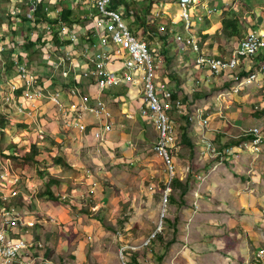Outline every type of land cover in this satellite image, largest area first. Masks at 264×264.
<instances>
[{
  "label": "built area",
  "instance_id": "2783aa9c",
  "mask_svg": "<svg viewBox=\"0 0 264 264\" xmlns=\"http://www.w3.org/2000/svg\"><path fill=\"white\" fill-rule=\"evenodd\" d=\"M109 2L110 0H24L22 3L26 6V16L33 22L29 36L33 40L39 37V43L32 50H39V57L48 72L44 73L45 67L36 72L20 60L19 56L24 52V38L18 34L14 42L11 40L13 47L9 42L8 46L0 48V52L9 47L19 50L12 55L11 61L20 84L10 83L5 75L6 64L1 66L0 89L4 91L3 102L12 111L30 118L38 115L41 105L46 103L53 115L61 120L65 131L78 132L82 137L89 136L96 142L95 151L99 152L107 148V137L116 127L111 106L104 94L118 88L133 89L141 95L139 115L150 118L158 133L152 151L163 160L172 179L174 171L171 150L179 151L180 147L176 144V133L168 114L179 111L181 101L173 99L172 91L161 81L163 58L152 54L144 41L130 33L121 17L122 8L109 10ZM175 2L178 9L172 8ZM40 3L44 4L41 13L55 22L34 21L33 13ZM20 5L10 8L12 28L16 31L19 30L17 24L21 22L17 17L22 13ZM64 5H68L72 12L68 20L61 16ZM197 8L211 14L207 9V0L159 2L153 11L154 19H161L158 30L164 32L166 28L176 26L179 22H182L185 30H189L194 26L189 10ZM192 46L194 68L206 73L204 86L208 90L213 84L223 86L217 96L221 101L224 100V95L237 96L251 84L264 82V27L249 29L234 44L228 55L210 53L207 48H199L195 42ZM82 82L93 85V92H85L80 86ZM226 83L228 86L224 85ZM225 109V106L217 104L215 112L221 125L228 124ZM210 119V114L205 116V110L200 106L192 109L187 116L188 122L199 132L197 140L200 154L207 161H227L231 166H237L242 153L260 152L264 143L262 129L253 127L242 130L238 136L233 137L239 140L238 143L218 147L207 135L218 136L223 132L221 126L210 127ZM38 131L42 133L40 128ZM216 167L217 164H213L208 170L212 171ZM186 170L189 171L188 167ZM85 173L89 180L90 171L86 170ZM205 173L206 171L196 175L201 180L199 183L207 177ZM5 176L0 175V264H55L44 253L45 245L39 240L38 219L29 210V200L35 192L31 188L30 194L24 196L23 204L13 205L11 199L17 196L15 188L18 189L19 186H6L8 182ZM82 197L84 198L83 195ZM161 231L162 227L159 225L137 247H132V250L150 249L152 241ZM115 238H120V235ZM128 248L124 245L121 251ZM252 260L255 264H264V247L253 252Z\"/></svg>",
  "mask_w": 264,
  "mask_h": 264
},
{
  "label": "rangeland",
  "instance_id": "374dc122",
  "mask_svg": "<svg viewBox=\"0 0 264 264\" xmlns=\"http://www.w3.org/2000/svg\"><path fill=\"white\" fill-rule=\"evenodd\" d=\"M4 1L11 3V5H19L22 4L24 0ZM240 1L243 3V0H239V2ZM247 2H249V0ZM218 5H220L219 8L223 7L218 0H215L209 7L214 9L217 8L216 6ZM252 5L255 7L254 9L259 10L258 5L254 3ZM248 9L250 10L249 7ZM3 12H8V8L1 6L0 14ZM5 13L2 16L5 17ZM189 13L190 15L192 14L191 11H189ZM193 13L197 18L202 14V12L198 10H194ZM193 19L194 17H192V20ZM249 22V20H246L244 23L247 28L244 33L249 30ZM181 26V24L174 26L173 30L179 32ZM3 30L0 29L1 38ZM139 39L150 46L149 51L152 54H158V57H161L159 54L160 43L155 38L145 35V37ZM229 43L230 45L232 44V42ZM4 44V40H1L0 48L4 46ZM12 45L13 42L11 43V46ZM176 53V59L170 64H167L166 61L163 60L160 73L162 83L170 88L175 96L174 99L181 101L180 110L172 111L168 114L169 121L176 133V144L180 142V134L186 124V118L191 109L198 104L200 105L202 101H206L213 105L219 104L220 106H226L223 102L226 99L225 103L228 106L226 111L230 117L233 115L230 113H235L237 109L241 110L243 106L249 114L252 113L251 116L259 117V115H262L261 112H264V84H262V86L254 84V86L248 88V91H246L247 89L243 91L250 94V97L246 98L243 103L244 105H236L234 102V100H242L244 97L242 96L243 92L237 96L224 95V100L221 101L217 98L220 92L218 88L212 85L208 90L204 86L203 82H205L207 78L203 70L199 68L196 70L194 68V54L184 49H178ZM186 55L189 56V61L185 60ZM30 61L33 65V70L39 72V50L32 56ZM167 69L174 70L181 76L182 85L178 87L174 81L171 80V77L165 73ZM45 72H48V70L45 69ZM194 79L198 81V84L196 82L194 83ZM192 83H194V86H191ZM198 85L205 91L207 90V96L202 100L191 102L189 96L194 95V89H196ZM3 93L4 92L0 90V116L10 121L8 129H10L15 140L9 141L4 137L5 141L0 142V175H6L5 180L8 182L6 186H19L18 189L15 188V190L18 191L17 196L11 199L12 204L15 206L23 204V198L25 199L24 196L30 194L31 188L35 192L33 197L29 200L31 206L29 210L34 214L33 217L35 219L40 220L39 224L42 226L43 230L38 228L39 240L45 245V255L46 248L50 251V255H47L49 259L55 264H71L70 261H73V264H85L84 253L87 252L88 259L86 260V264H123V262H126V264H183L182 261H173V257L176 255V252L181 251L185 243V239H183V237L181 238V236L187 233L188 227H182L181 224L176 222V227L172 228L167 225L165 221L171 214L177 211L176 209H178V207L175 204H169L168 201H164L165 195L170 193V172L163 160L156 158L153 152L150 151V149H152V144L154 145L157 141V130L156 134L154 132V138H152V140L150 139L144 146H142L140 142L135 141V131L133 130L131 136L132 142L134 143V150L130 157L122 155V150L119 146L109 150L107 147L106 149H101L99 152H96V142L93 139L91 140L93 142V147L88 140H83L85 142L81 143V145L65 140L67 133L63 129L61 120L56 115H53V111L49 109L50 107H48V110H45V113H43V109H41L38 111V115L27 119L13 113L10 115L7 113L9 106L5 105L3 102ZM137 94L140 95L138 92ZM117 97V100L115 97L107 100L109 101V105L115 110H117L123 102L126 103L125 101L127 100L126 97L123 98L124 100L121 99L122 96L119 97V95H117ZM43 105L46 106L47 104L43 103ZM229 108L233 109L231 110ZM207 110L208 109L205 111ZM247 119H250V116H248ZM18 124H23L26 128L21 130ZM250 125L255 126L253 123ZM251 126H246V129ZM258 126L264 133V123L258 124ZM39 128L42 130V133H38ZM22 131H30V133L27 132L29 135L24 137L27 138L26 140L23 138ZM54 138L56 139L54 140ZM147 139H149V137H147ZM57 140L63 143H59ZM33 143L38 145L37 152L40 155L35 157L38 162L37 164L22 158V149L28 151V148H31ZM12 144H16V146L13 145L11 148L15 157L9 156L10 149H8V147ZM25 145L27 146L26 149L24 148ZM91 149L97 154L96 156L95 154H91ZM60 152L61 154L65 152L64 157H66V161H68L70 166L72 165L76 168L77 174L73 177L70 176L71 179H68L64 176V173H61L59 168L54 167L50 172L55 176L61 177L60 186L62 191L66 192L71 189L72 191L77 190V193L71 195L72 192L70 191V198H66L68 201L71 200L72 203H66L62 198L60 201L46 204V202H42L38 197L39 190L43 186V180L40 179L41 177H39L38 174L39 171H43L44 168H47L55 159L54 155ZM171 152V163L174 175H182L183 178H185L189 172H192V175L189 177V182L191 185L196 186L195 181L199 183L201 180H198L197 177L194 178V175L200 170L202 171L203 168H200L196 164L195 159L191 163L187 161V150H171ZM96 159L100 161L101 164H96L94 161ZM243 160L244 161L241 163L243 171L236 173L232 172L234 180L241 186H264V148L257 156H246ZM42 161L46 163H42ZM187 166L190 167L191 171L186 170ZM251 168L253 170L248 172ZM86 170L90 171L89 180L85 173ZM78 171L82 172L79 174ZM208 171H206L205 175H208ZM85 180H87V182ZM97 182H100L102 186L112 188V195L118 198L117 201L120 200L119 204L124 205V208L121 206L114 209L105 208L101 213L98 212L96 214H92L93 212L88 208V212L92 213L87 214L86 211H82L86 208L83 204L84 199H91L87 189L92 190L93 184L95 183L96 185ZM201 183L204 182L202 181ZM67 186H70V188L68 189ZM54 191L55 193L64 195L60 190L57 191L56 188ZM177 193L178 192H175V194ZM82 194L87 196L83 198ZM122 194H125L128 200H122ZM108 196L109 192L107 190L106 197ZM137 210H140L139 216L141 217L139 221H136ZM125 211L127 214L125 216L129 217L123 215ZM97 215L102 217L101 220H103L104 223H101L102 221L98 222L99 219L96 218ZM40 222H49L50 225H53V228L48 225L44 227ZM105 225H110L113 229H109L107 226L105 227ZM159 225H161L162 231L158 233V235L160 234L163 236V243L160 244L157 242L156 236L150 246V253L148 252V255L145 251L139 253L141 261H137L135 258V262H133L132 258L135 257L133 252L137 254L138 252L132 250V247H136L140 244L141 240L150 235ZM52 230L53 233L51 234L50 232ZM261 231L263 230H260V232ZM106 233L107 235H104ZM118 234L120 238L115 239ZM83 243L86 245V248L82 245L81 249H76L79 244ZM125 244H127L129 248L121 251L122 245L124 246ZM187 244L189 245L183 250L185 253L184 257H190L194 260V257H191V255L196 253L195 246L192 242L189 243V241ZM84 248L87 250L86 252ZM70 253L73 254V258Z\"/></svg>",
  "mask_w": 264,
  "mask_h": 264
},
{
  "label": "crops",
  "instance_id": "0c3cea01",
  "mask_svg": "<svg viewBox=\"0 0 264 264\" xmlns=\"http://www.w3.org/2000/svg\"><path fill=\"white\" fill-rule=\"evenodd\" d=\"M214 1L215 0H209L208 6L213 4ZM218 1L223 7L219 8L220 5L216 6L217 8L213 7L215 9V13H213L211 16H208L207 18H204L207 20V23L198 22L196 21L198 19L194 18V29L195 30L201 29L202 31H204V33L208 34V39L210 38L217 39L215 46L210 50L211 52H213L214 54H227L229 50L237 42L238 39L236 37L228 38L225 36L223 27L221 25V21L224 18L225 13L231 10L234 11V13L240 15L244 23L246 20H249L248 19L249 13L246 10H244L243 12H239V9L237 10L236 4L237 1L239 0H218ZM247 1L248 0H243L247 9L249 7L250 10L249 9L248 10L252 12L255 16V20L254 21L249 20L250 22L248 24L250 25V27H256V28L264 27V4H263L264 2L259 0H254V1L249 0V2ZM232 2L233 4L231 5ZM253 3L259 6V10L254 9L255 7L252 5ZM1 6L7 7L8 12L6 13L3 12L0 14V29L2 30L4 29L2 33V38L0 37V41L4 40L5 43L4 46H8V44H10L9 42H11V40L13 41V37L11 33H6L5 31L7 30V26H8L7 24L9 22L8 17L11 16L10 8L15 5H11V3H8L4 0H0V8ZM172 8L178 9L176 2L172 4ZM197 9L199 10L200 8ZM194 10L195 9L190 10L192 13L191 15H194L193 13ZM4 13H5V17L2 16ZM17 37L18 35L16 36V38ZM16 38L14 40H16ZM229 42H232V44L230 45ZM217 46L220 49H218ZM12 47L4 49L3 51L0 52V71L2 64L3 63L6 64L8 60H11L12 55L19 51L16 48L13 49ZM22 51L24 52H21L19 56L20 60L26 62L32 68L33 65L30 60L37 51H34L32 49L29 51H25L24 48L22 49ZM44 67L45 69H47L44 62L42 61V58L39 57V68H44ZM44 73L46 74L47 72ZM5 75L10 81V83H13L15 85L20 84L14 69L13 72L7 70L5 72ZM254 84H257L258 86H262L264 82H256ZM254 84H251L248 88L254 86ZM80 86L87 93L93 92L94 90L93 85H91L89 82L87 83L82 82ZM248 88H246L247 89L246 91H248ZM0 90L3 91V89ZM246 91L242 93V96H244L242 100L240 101L234 100L236 105H244L243 103L245 102L246 98L250 97V94H248V92ZM117 95H119V97L122 96L121 99L126 97L127 100L125 101L126 103H124L125 105L120 104L117 110L111 107L115 118L116 127L115 130L107 137L106 145L108 147V150L113 149V147L119 146L120 149L122 150V155H124L125 157H130L133 154V150H134V143L132 142V136H131L132 131L133 130L135 131V137H134L135 141L140 142L142 146H144L147 144V142L150 139L152 140V138H154V135L156 134V129L150 118H142L139 115L138 112H139V107L142 104V100H141V96L137 94V91L133 89L130 90L127 88H118L110 92L109 91L106 92L104 94V97L107 100L115 97V99L117 100L118 98ZM225 100L223 101L224 104L226 105L224 115L228 120L227 125L219 124L221 122L219 119H217V113L215 112L217 105L209 104L206 101L205 102L202 101L200 105L198 104L192 108L194 109L200 106L201 108H204V110L208 109L207 111H205V116L206 115L208 116V114H210V118H211L210 127L221 126V130L223 132L222 134H219L218 136H214L213 134L207 135L208 138L214 140V143L218 147H226V146L234 145V144H230L229 142L233 140H237V139H233V137L238 136V134L242 130H248L253 127L260 128L258 124L260 125L264 123V119H263L264 112H261L262 115H259V117L251 116L252 113L250 112L251 114H249V112L246 111L244 106L241 108V110L237 109L235 113H230L233 114L230 117L226 111L228 109V106L225 103ZM48 107H49L48 105L46 106L43 104L41 105V109H43V113H45V110H48ZM229 109L232 110L233 108H229ZM7 113H9L10 115L11 113H13L20 117H24L26 119L30 118L25 115H21L17 112L12 111V108L10 106H9V110H7ZM248 116H250V119H247ZM251 123H253V125L255 126H251L250 125ZM248 125L251 127L246 129V126ZM4 130H6V132H0V142L5 141L4 137L7 138L9 141H14L15 137L12 136L10 129L6 127ZM27 132L22 131L23 138L29 135L28 133H30V131L28 133ZM65 132L68 134V137L67 134L65 137V140H67L68 142L77 143V144L79 143L81 145V143L88 140L91 142L90 144L93 147V142L91 141L92 139L89 136L82 137L78 132H73V131L72 132L65 131ZM198 133H199L198 130H196L192 126L188 131V135L194 138V141H196ZM147 137H149V139H147ZM26 139L27 138H24V140ZM55 139L56 138H54V140ZM79 140H81L82 142ZM57 142L63 143L59 140H57ZM263 148H264V143L261 146L260 152L262 151ZM195 150H196V156H194L193 158L195 159L196 164L200 168H203L202 171L200 170L199 172H197L196 175L207 171L209 168H211V166H213V164H217V167L214 170L208 172L207 178L203 181L204 183H198V181H195L196 186L193 185L189 186L188 192L183 197V203L182 200L178 197V193L173 194L175 201L180 204L182 203V205L178 209H176L177 211L171 214V216H169V218L167 219H169L172 223L177 222L181 224L182 227L183 226L188 227L187 233H185L184 236H181V238L183 237V239H185L184 241L185 243L182 246L181 251L176 252V255H174L173 257V261L176 260L177 262L182 261L183 264H248V263L255 264V262L252 260L253 252L259 248L264 247V186H241L238 182L234 180L232 172L234 173L242 172L243 170L241 167V163L242 161H244L243 159L246 156H257L260 152L257 154H250L248 152L242 153L241 160L238 163V165L231 166L230 163L227 161L223 163H217V160L207 161L200 154V147L198 144ZM150 151H152V149H150ZM91 152H92L91 154H95V152H93L92 149ZM63 154L62 155L64 157L65 152ZM96 155L97 154H95V156ZM153 155L156 158L161 159L154 152ZM188 156L189 154L187 155V157ZM65 158L66 157H64V159ZM94 161L96 162V164L97 163L101 164V162L98 161L97 159ZM66 162L68 163V161ZM70 167L72 168V171L68 173H64L65 174L64 176H66V178L68 179H71L70 176L73 177L77 174L76 168H74L72 165ZM187 167L189 169V166ZM56 168L59 167L56 166ZM252 170L253 169L251 168L248 170V172H251ZM78 172L80 174L82 171H78ZM196 175H194V178H196ZM178 176L180 177V179L181 178L183 179L182 175H178ZM67 187L68 189L70 188V186ZM93 189L94 190L90 192L91 199H84V201L82 200L83 204L85 205L84 207H86L87 211L88 209L92 211V208H94V210L92 211L93 213L86 212L87 214L89 213L96 214L98 212L101 213L105 208L114 209L120 206L124 208V205L119 204L120 200L117 201L118 198L112 195L113 193L112 188H109L108 186H102L100 182H97ZM107 190L109 192L108 197H106ZM70 191L72 192L71 195H75V193H77V190L72 191L71 189H69V191L64 192L62 191L61 188L60 192H62V194L64 193V195H62V198L65 199L70 198L69 197ZM87 191L89 192L90 189L89 190L87 189ZM83 196L86 197L87 195H83ZM121 199L128 200L125 194H122ZM40 200H42V202H46V204L51 202V201H44L43 199ZM69 202L72 203L71 200H69ZM139 214H140V210H137L136 221H139L141 217L139 216ZM123 215L124 216L127 215L126 211L124 212ZM125 217H129V216H125ZM96 218L99 219L98 222L103 221L101 220L102 217L100 215H97ZM43 225L44 227L48 225L53 228V225L52 224L50 225L49 222L46 223L44 222ZM260 230L263 231L260 232ZM50 233L52 234L53 230ZM104 235H107V233ZM188 241L189 243L192 242V244H194L195 246L196 253L191 255V257H194V260L190 257L187 258L184 257L185 253L183 250L187 248V245H189L187 244ZM82 245H84V247L86 248V245L83 243V244H79V246L76 249H81ZM85 248L84 251L86 252L87 250ZM147 250L149 249H136L135 251H137L138 254L133 252L136 260L141 261L139 253L143 251H145V253H147L148 255V252L150 253L151 250L149 251ZM72 253H70V255L73 258ZM84 258L86 264L87 263L86 260L88 259L87 252L84 253ZM70 263L73 264V261H70Z\"/></svg>",
  "mask_w": 264,
  "mask_h": 264
},
{
  "label": "trees",
  "instance_id": "16d2710c",
  "mask_svg": "<svg viewBox=\"0 0 264 264\" xmlns=\"http://www.w3.org/2000/svg\"><path fill=\"white\" fill-rule=\"evenodd\" d=\"M163 0H110L108 9L112 11H116L119 8H122L123 14H122V20L124 23L127 25L128 30L130 31L131 34L134 36H138L137 38H142L145 37V35H149L150 37L155 38L159 43H160V50L159 54L161 55V58L166 61L167 64H170L176 59L177 55V50L178 49H184L191 51L193 54V43H197L199 48H204L207 45V48L211 50L216 43V38H210L208 39V34L204 33L201 29L194 30V29H189L185 30L184 25L182 22H179L177 25H182L180 27L179 32H175L173 30V27L166 28L164 32L159 31V26L161 23V19H154L153 11L154 9L158 6V3ZM239 6V12H243L244 10L248 11L249 13V20L254 21L255 16L252 12H250L247 7L245 6L244 2L240 1L238 3ZM21 7V14L20 16H17L20 19V23L17 25L19 26V30L16 31L12 28V19L11 16L8 17V26L7 30L5 31L6 33H11L13 37V42L18 33L23 36L24 38V50L29 51L32 49L34 45H37L39 43V37L38 39H31L29 36V33L31 31V24H33L31 18H28L26 16V6L24 3L20 5ZM44 7L43 3H40L37 5L34 13H33V19L36 23L48 21V22H55V21H50L47 17H45L44 14H42V9ZM198 10V9H195ZM199 11V10H198ZM72 12L69 9L68 5L63 6L62 10V19L68 20L69 17L71 16ZM166 17V16H164ZM202 22L207 23L206 19H202ZM176 25V26H177ZM206 25V24H204ZM221 25L223 27V31L225 33V36L228 38L231 37H236L238 40L244 37L245 35V30L247 29L244 25V22L242 18L240 17L239 14L234 13L232 10L229 12L225 13L224 18L221 21ZM204 28V27H201ZM255 28V27H254ZM244 34V35H243ZM141 40V39H139ZM237 40V41H238ZM147 48L150 50V46L147 45ZM218 49H220L217 46ZM158 55V54H156ZM189 55V54H188ZM185 56V60L189 61L190 58L189 56ZM39 56H41V53L39 52ZM7 70H10L13 72V62L11 60H8L7 63ZM168 70V71H167ZM165 71L166 74H168L169 77H171V80L174 81V83L179 87L182 85V78L179 74H177L176 71L167 69ZM194 83L197 82L196 79L193 80ZM227 86L228 84H224ZM218 90H221L223 86H217L214 84ZM184 87V86H181ZM207 91V90H206ZM201 86H197L196 89H194V95L189 96V99L191 102H194L196 100H201L204 97L207 96L206 92ZM173 94V92H172ZM172 98L174 99L175 96L174 94L172 95ZM188 100V99H187ZM10 125V122L7 119H4L3 117L0 116V131H4L6 127ZM18 127L20 129L25 128L23 124H18ZM191 128L190 122H188L186 118V124L182 129V132L180 134V142H179V147L180 150H187L189 156L187 157L188 162L191 163L193 161V157L196 156V146L198 144L197 139L194 141V138L190 137L188 135V131ZM35 133H37L35 131ZM239 140H233L229 142L230 144H235L238 143ZM16 146V144H12L11 146L8 147L10 149L9 156L10 157H15L13 151L11 150L12 146ZM26 145L24 148L26 149ZM23 150V155L22 158L26 161H31L33 163H38L36 158L37 156H40L39 153L37 152L38 150V145L33 143L31 145V148H28V151ZM53 162L47 166V168H44L43 171H39V177L40 179L43 180V186L40 188L38 197L39 199H43L44 201H60L62 199V195L59 193H55L54 189L56 188L57 191L61 189V177L60 176H55L54 174H51V170L54 167H59L61 170V173H66V172H71L72 168L68 165L66 160L64 159L63 155L60 153L56 154L54 156ZM42 163H46L45 161H42ZM189 171L190 167H189ZM192 175V172H189L188 175L180 179L178 175H174L171 179L169 188H170V193L166 197V201L169 202V204H176L177 207L179 208L182 203H183V197L184 195L188 192L190 184V179L189 177ZM175 192H178V197L182 200V203H177L174 199L173 194ZM63 200L68 203L69 201L65 198ZM82 211H86V208H84ZM39 219L37 220L38 225L37 228H40L43 230L42 226L39 224ZM167 225L171 226L172 228L176 227V222L172 223L170 220L166 219L165 220ZM41 223V222H40ZM42 222L41 224H43ZM46 223V222H45ZM101 223H104L103 221ZM109 229H113L112 226L110 225H105V227ZM163 236L162 235H157L156 241L159 242L160 244L163 243ZM50 255V251H48V248H46V256ZM132 261L135 262V257L132 258Z\"/></svg>",
  "mask_w": 264,
  "mask_h": 264
},
{
  "label": "clouds",
  "instance_id": "9594fccd",
  "mask_svg": "<svg viewBox=\"0 0 264 264\" xmlns=\"http://www.w3.org/2000/svg\"><path fill=\"white\" fill-rule=\"evenodd\" d=\"M238 3H239V1H237V4H236V7H237V10L239 9V6H238ZM233 4V2L231 3V5ZM209 5V0H207V6ZM209 11H211V14H207V13H205V11H202L201 10V12H202V14L200 15V17L199 18H197L195 15H190L191 16V20H192V17H194V18H197L198 20H196V21H198V22H202V19L203 18H207L208 16H211L213 13H215V9H212V8H210L209 6H208V8H207ZM190 11V10H189ZM199 11H200V9H199ZM234 12V11H233ZM192 22H194V19L192 20ZM251 28H254V27H249V29H251ZM256 28V27H255ZM190 29H194V26L192 27V28H190ZM195 30V29H194ZM247 33V32H246ZM246 33H245V35H246ZM244 35V36H245ZM242 39V38H241ZM239 41V40H238ZM204 48H207V47H204ZM208 49V48H207ZM231 50V49H230ZM230 50H229V52H230ZM208 51L211 53V51L208 49ZM229 52L227 53V54H218V55H221V56H224V55H228L229 54ZM200 70H202V69H200ZM204 71V70H203ZM204 73H205V71H204ZM205 75H206V73H205ZM214 85V84H213ZM191 86H194V83H192L191 84ZM244 90H246V89H243L242 90V92L244 91ZM220 91V90H219ZM202 100V99H201ZM217 107V106H216Z\"/></svg>",
  "mask_w": 264,
  "mask_h": 264
}]
</instances>
